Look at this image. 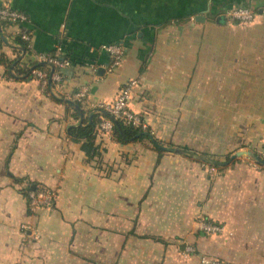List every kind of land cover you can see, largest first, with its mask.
I'll list each match as a JSON object with an SVG mask.
<instances>
[{
    "label": "crops",
    "instance_id": "obj_1",
    "mask_svg": "<svg viewBox=\"0 0 264 264\" xmlns=\"http://www.w3.org/2000/svg\"><path fill=\"white\" fill-rule=\"evenodd\" d=\"M0 4L28 17L6 28L10 44L0 52L27 63L60 51L69 61L55 93L0 65V264H200L182 253L188 245L229 264H264V167L226 160L264 151V12L250 26L222 18L226 8H264V0ZM24 32L31 53L22 55L11 42ZM114 43L126 53L107 73L103 46ZM130 80L129 107L155 138L229 163L160 154L147 139L120 143L106 133L96 141L101 156L89 160L69 136L81 116L65 99L87 86L92 101H111ZM82 104L86 121L92 109ZM33 185L55 192L52 206L32 210ZM199 218L224 229L204 233Z\"/></svg>",
    "mask_w": 264,
    "mask_h": 264
},
{
    "label": "built area",
    "instance_id": "obj_2",
    "mask_svg": "<svg viewBox=\"0 0 264 264\" xmlns=\"http://www.w3.org/2000/svg\"><path fill=\"white\" fill-rule=\"evenodd\" d=\"M258 16L257 9L251 6L245 5H233L226 8L222 12V17L231 20L235 23L241 24L243 26H249L255 23ZM28 20L27 15L17 9H14L8 5L0 4V21H6L12 26H19ZM22 38L27 41V45L31 48V37L27 32L22 34ZM103 48L110 53L111 60L106 67L107 73H112L117 67H119L123 61L126 53V48L124 45L119 43L107 44ZM62 53L58 51L54 55L38 54L34 60L37 62H47L54 66V72L49 73L37 67L32 69L34 78L38 79L42 84V88L45 91L56 92L55 87H60L63 79V74L55 71L56 67L62 68L69 64L66 59H59L58 56ZM52 79L53 88H50L49 80ZM137 84V80L128 81L121 91L116 95V97L111 101H92L88 95V87L83 86L74 94V99L81 103H86L89 107L95 111V113L101 114V122L99 127L103 133L113 136L115 122L111 118H104L102 114L113 115L118 121L123 120L127 124H131L142 128L143 130L150 131L148 123L145 118L137 112H134L129 107V99L131 97L134 86ZM264 160V151L261 152L260 156ZM250 164L255 167H262L256 160L248 159ZM213 170V167H210ZM27 197L30 202L32 210L36 208H46L53 205L56 198L54 191L47 188L31 189L27 193ZM199 228L207 234H218L223 231V226L221 224L208 221L204 218H199ZM26 228L29 226L24 225ZM189 249V247H188ZM187 249V250H188ZM192 252L195 249L190 248ZM190 250H188L190 252ZM202 264H228L224 260H219L216 258H208L207 256H202Z\"/></svg>",
    "mask_w": 264,
    "mask_h": 264
},
{
    "label": "trees",
    "instance_id": "obj_3",
    "mask_svg": "<svg viewBox=\"0 0 264 264\" xmlns=\"http://www.w3.org/2000/svg\"><path fill=\"white\" fill-rule=\"evenodd\" d=\"M249 6V5H245ZM223 18V17H222ZM223 20H228L224 19ZM12 26V24L6 22V21H0V48L4 45V41L2 38V34L10 37L9 35L6 34V28L9 26ZM14 42L16 44H19L24 47L26 54L31 53V48L28 47L27 41H25L22 38V34L17 35L14 37ZM19 49V48H16ZM20 51V49H19ZM55 54V53H54ZM53 54V55H54ZM59 59H67L63 54L58 56ZM16 60H11L4 52H0V65L5 68V75L8 77H20V76H25L23 79H32L34 78L32 69L34 67H37L39 69H42L46 72L50 73V69L47 65L41 64V62H37L35 60H29L27 63H22L21 60L17 61L16 64H14ZM14 66L12 67V65ZM11 67L13 69H11ZM13 71V73L11 72ZM55 71L62 73V68L56 67ZM76 103L81 107L83 104L79 101H76ZM69 108L73 110V113L75 117L78 118V116L81 114L80 111L75 108V106L69 105ZM83 113V112H82ZM104 118H110L108 114H102ZM101 122V114L99 113H94L92 116V119L89 121L87 119L86 121L83 120L82 124L76 125V126H71L69 129V136L71 137L72 140L81 143V147L86 153L87 157L89 160L94 159L95 157L101 156V149L99 147V144H97V139L101 134H104L100 127L99 124ZM146 130H143L140 127L127 124L123 120L119 121V126L116 124L114 125V131H113V138L116 139L120 143H130V142H135V141H143L145 139L149 140L154 148L160 152V154L163 153V150L159 149L160 145H165L164 142L158 140L157 138L154 137V134H151L150 131H147L149 134H145ZM261 156V154H257ZM210 156V155H207ZM214 157V156H210ZM231 155L226 156V160H229ZM217 158V157H214ZM219 159V158H217ZM237 159H234L236 161ZM264 167L262 163H259ZM32 187L28 186L27 187V193L29 190H31ZM37 189V187H36Z\"/></svg>",
    "mask_w": 264,
    "mask_h": 264
},
{
    "label": "water",
    "instance_id": "obj_4",
    "mask_svg": "<svg viewBox=\"0 0 264 264\" xmlns=\"http://www.w3.org/2000/svg\"><path fill=\"white\" fill-rule=\"evenodd\" d=\"M257 11L260 12V13H263L264 12V8H258ZM1 36L3 38V41L6 44L9 45L10 44V41L7 39V37L4 34H2ZM11 45L14 46V47L19 48L22 51V55L25 54L26 51H25V49H24L23 46H21L19 44H16L15 42H11ZM41 64L47 65L48 67H50L51 68V73L54 72V66L52 64H49L47 62H41ZM12 67H13V65H12ZM12 67H11V69H13ZM22 77H25V76L23 75ZM49 84H50V88H53V82H52V79L51 78L49 80ZM65 102H67L68 104H70L72 106H75V108H77L80 111V113H81L80 116L81 117H80L79 124H82L83 123L82 108L76 103V101H74L72 99H65ZM94 113H95V111L92 110V112L89 115V121L92 119V116H93ZM109 116L115 122V124L117 126H119V121L113 115H110L109 114ZM144 133L145 134H149L147 131L144 132ZM159 149H161L163 151H167V152H173V153H177V154H183V155H186V156L195 158L197 160H200L204 164H209V165H212V166H223V165H226L227 163H229V161H231L233 159H236L238 157H241L243 155L250 156L251 158H253L257 162L262 163L264 165V160L259 155H257L256 153L252 152L251 150H238L237 152H235V153H233L231 155L229 161H223V160H220V159H217V158H214V157H210V156H207V155H204V154H201V153H197V152H194L192 150L185 149V148H181V147H174V146H168V145H160L159 146ZM32 188L34 189L35 186L33 185Z\"/></svg>",
    "mask_w": 264,
    "mask_h": 264
},
{
    "label": "rangeland",
    "instance_id": "obj_5",
    "mask_svg": "<svg viewBox=\"0 0 264 264\" xmlns=\"http://www.w3.org/2000/svg\"><path fill=\"white\" fill-rule=\"evenodd\" d=\"M250 26V25H249ZM245 150V149H244ZM248 150V149H247ZM245 158H247V159H250V160H252L253 158H251L250 156H246V155H243ZM219 159H222V158H219ZM219 234V233H218ZM188 247H189V249H188ZM190 248H193V249H195L194 250V252H192L191 250H190ZM190 250V252L188 251V250ZM182 253L183 254H185V255H191V256H193L194 255V257L195 258H197V260H198V262L200 263V264H202L201 263V258H202V256H207L208 258H216V259H219V260H222V259H220V258H218V257H215V256H213V255H211V254H208V253H204L203 251H200L198 248H197V246H193V245H188V246H186V248L184 249V250H182ZM226 262V261H225ZM226 263H228V262H226ZM229 264V263H228Z\"/></svg>",
    "mask_w": 264,
    "mask_h": 264
}]
</instances>
